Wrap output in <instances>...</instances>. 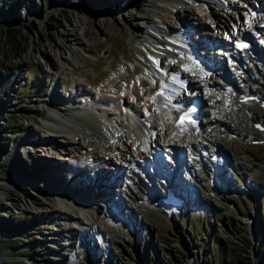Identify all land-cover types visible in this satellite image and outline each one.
<instances>
[{"label": "rangeland", "instance_id": "rangeland-1", "mask_svg": "<svg viewBox=\"0 0 264 264\" xmlns=\"http://www.w3.org/2000/svg\"><path fill=\"white\" fill-rule=\"evenodd\" d=\"M235 3L243 5V8L226 9V28L221 25L220 31L217 30L214 36L216 41L222 44L230 39L229 30L235 25L238 26L241 20L244 22L249 6L254 11L259 8L257 0H235ZM55 4L57 5L56 0H0V147L5 150L0 157V223L7 226V232L16 227L22 229L20 237L24 239L21 242L19 239L13 240L16 239L15 236L7 239L6 235L0 234L5 237V241L0 242V262L15 260L13 263L2 264H148L153 259L154 262L157 260L158 264H163L176 254V257L182 258L183 264H203L204 255H209L210 245L212 249L215 243L214 247H224L228 244L225 238L234 236L230 232L231 225L239 237L246 236L251 240L253 235H256L253 254L250 250L251 242L247 252L252 259V255L255 256V245L260 238V229L264 225V144L248 142L256 137L264 139V133L256 132L251 121L255 119L264 123V111L253 108L252 101L232 106L236 100L231 89L218 94L214 93L218 89H212L216 97L212 96L214 108H210L208 116L213 120L220 115L224 125H205V133L208 136L203 137L202 144L206 148L204 147L202 154L199 155L200 148L195 150L187 147H184L180 154L183 155V162L177 168L175 176L179 179L185 178L186 185L192 191L189 215L185 209L177 218L164 219L155 215L147 206L139 205L138 200L143 198L141 188L152 183V178L146 176L143 168L148 167L146 171L149 175L154 173L155 186L161 178L160 174L155 173L152 146L150 148L147 144L144 151L149 160L143 168L134 163L126 170L124 166L119 168L118 163H115L116 166L106 174L103 180L109 176L113 181L115 174L120 171L127 185L122 183L121 192L116 191L109 195L105 201L108 208H92L95 211L88 212L91 230L81 232L87 236L82 234L83 240L69 245L65 255L59 259V241L52 239V233H48L56 229L58 222L49 223V217L55 211L50 212L42 207V193L45 190L55 191L56 187L63 188L61 186L64 184L70 192L76 193L74 190H77L78 185L74 186L76 179L63 177L61 172L55 175L52 171V166L62 164L60 160L41 156L44 150L52 148V144L56 145L54 141L59 143L64 140L72 144L74 139H67V135L62 131L51 130L43 124H49L47 119L52 111H60L62 115L71 114L70 111L64 112L66 107L86 112L93 103V99L87 97L88 94L95 97L94 99H97V95L110 91L117 94L122 87L130 88L140 79L143 83L142 91L136 92L137 102L133 101L138 110L141 97L146 93L150 94L154 89V80L150 78L153 59L146 53L147 50L143 51L141 48L146 44L145 41L142 37L130 41L113 30V23L108 16L120 14L143 29L150 25L178 27V22L181 21L177 17L166 15L163 9L149 7L147 3H139L133 8L127 6L125 9H122L125 5L118 0H66L53 8ZM177 8L183 12L185 7L181 5ZM90 9L94 10V13ZM190 9L201 17L200 25L192 23L197 26L195 28L198 31L217 21L205 5L191 4ZM103 18H108L105 24L101 22ZM13 19H16V23H13ZM166 21L168 24L165 25L163 22ZM100 22L101 28H92L93 34L88 35L86 39L82 37V44L71 39L70 35L75 36L77 32L80 34L86 24L92 27ZM161 22L164 25H160ZM190 22L191 20H188L187 25L191 24ZM12 31L19 32V36L14 40L11 37ZM5 33H8V37L4 36ZM247 37L251 41L252 49H255L240 52L241 66L236 62L227 61L226 73L234 81L237 90L247 92L249 89L255 94L263 92L260 87H264V64L257 53L259 48H264V32H254ZM210 41L215 42L213 38ZM32 51L37 52L36 58L30 57ZM38 51L50 56L53 61L51 67L44 65ZM236 52L239 54V51ZM222 57L226 56L222 54ZM64 58H67L68 64H65ZM164 59L174 61V64L181 62L167 53L164 54ZM177 66L183 67L179 63ZM219 69L221 68L216 70L220 73ZM247 72L253 76L251 81H246ZM117 115L120 117L118 113L109 114L108 117L115 120ZM124 118L121 119L123 122L129 121L128 117ZM137 119L144 122V116H137ZM222 126L230 127V133L228 134ZM146 134L149 137L150 134ZM39 136L42 138L36 139L35 150L31 148L34 145L23 142ZM75 146L80 148L79 145ZM212 146L225 153V156L219 154V159L215 160L221 164L222 175L226 180L223 191H220L217 197L208 194L211 189L209 180L214 175L208 167V156L215 152ZM55 147V150L62 151L59 144ZM28 151L27 157L24 154ZM61 155L69 156L66 151ZM174 155L176 156L175 152L164 146L158 159L163 160L165 165H170ZM199 158L206 162L205 165L199 162ZM173 168L172 164L171 169ZM65 173L66 171H63V175H66ZM159 186L158 184L157 187ZM5 187L9 189H4ZM107 187L110 188V185ZM251 190L254 195L250 197ZM106 191L108 192V189ZM252 197L257 198V201ZM87 199L89 198H81L80 201L88 202ZM114 203L120 209L117 216L109 211ZM257 204L260 205L259 217L255 209ZM71 214L74 217L80 215L75 210ZM62 237L63 235L59 236L62 241L68 239ZM8 240L9 246L3 244ZM201 243L203 249L197 251V246ZM10 248L20 251L8 258V255H12Z\"/></svg>", "mask_w": 264, "mask_h": 264}, {"label": "bare ground", "instance_id": "bare-ground-1", "mask_svg": "<svg viewBox=\"0 0 264 264\" xmlns=\"http://www.w3.org/2000/svg\"><path fill=\"white\" fill-rule=\"evenodd\" d=\"M64 1L66 0H56V3L59 6L63 4ZM118 1L119 3H123L125 5L122 9H125V7L127 6L129 8L136 7L139 3H144V4L147 3L149 7H157L160 8L159 10L163 9L165 10L166 15L168 14L170 17L171 16L177 17V19L181 21L178 22L179 23L178 24L179 26L177 25L178 27L176 26L158 27L156 25H150L149 27L143 29L140 28L138 25H134L132 22H129L127 19H124L120 14L110 17L108 16V18L113 23L112 25V27L114 28L113 30L119 32L125 38L129 39L130 41H133L134 39H139L141 37L143 38L146 44L145 45L143 44L141 48L142 50L144 49L143 51L147 50L146 53L148 52L150 56H152L153 58V61L151 60L152 61L151 63H153L152 68L162 67V68L174 69V71L179 70L180 75L183 78H185V80H187L188 86L191 87L193 90H198L200 93H206L208 90H211L212 88L222 86L223 83H220L219 81L220 73L217 70L208 68L206 65H204L205 67L202 65H198L197 68L201 69V71H198L194 69L191 64L188 65L185 59L187 51L181 48V47L186 48V46L183 43V41L178 39V36H180L179 34L180 32H182L181 37H185L187 35L186 37L190 38L188 32L191 29L188 28L186 23L188 20H191L190 23H195L196 25H200L202 22V20L200 19L201 17L197 13H194L192 9H190L191 4L205 5L208 8L209 13H211L217 18V21H215L214 24L211 25L209 24V26L207 27L205 26L203 30L198 31L199 32V35H197L198 41H200L201 43H202V38L200 37L202 36H204L203 38H205L204 41L206 40L207 42H211L210 40L212 38L214 39V41H216L217 38H214V36L217 30L220 31L219 27L223 25L222 27L226 28L225 25L226 19L224 20V16L226 17L227 12H225V10L232 8L241 9L243 8L241 7L243 5L236 4L235 0H118ZM162 1H166V3H162ZM257 2L259 5L258 11H254V9H252V7L249 6L247 14H245V12L244 13L242 12V14H245V20L244 22L241 20L238 26L235 25V27L232 30H229L228 32L229 38L232 35L236 36L238 34H241L242 36H249V34L254 32H258V31L264 32V2L262 1L260 2L259 0H257ZM57 5L56 4L53 5V8H56ZM181 5L185 7L183 12H181V10L177 8V6H181ZM90 11L94 13L93 12L94 10L90 9ZM108 18L107 19L103 18L101 22L105 24V22L108 21ZM101 22L95 24L92 27L86 24V27L82 29V32L80 34H78L77 32L75 36L70 35L71 39L73 38L72 40L76 41V43L78 41L81 42L82 37L86 39L88 35L93 34L92 28H94L95 30L99 29V27L101 28L100 26ZM163 23L168 24L167 21ZM163 23L161 22L160 25H164ZM172 32L175 34V36L171 35ZM195 35L196 33L193 34L191 37H195ZM222 45L226 47L227 51H229V55L227 51H223V56L225 55L226 57L220 60L218 58V55L216 57V53L218 51V48H216L214 49L213 52V54H215L214 56L216 60H218L220 64L223 61L224 62L229 61V62H236L241 66L242 60L240 59V54H238V52L233 50V46H229V43L227 41H224ZM174 50H176L177 52H175ZM257 51H258L257 53L261 56V59L263 60L262 62L264 64V48H259ZM158 52L170 54L174 59H178V60L180 59L181 62H184L188 67L193 68L192 71L194 72V74L192 72L191 73L189 72V70L191 69L181 68L176 64H174V61L169 62L166 59H164V57L163 59L160 57V59L157 60L160 54ZM36 54L37 52L32 51L30 57L36 58L37 56ZM38 54L40 56L39 58L41 59V61H43L45 66L51 67L53 65V61L50 59V56H48L47 53L43 51H38ZM63 61L65 62V64L66 63L68 64L67 58H64ZM221 67L224 68V65H221ZM226 68L227 67L225 65V69ZM222 72H223L222 78L224 77V79H226L228 83L232 84L231 83L232 79L230 78L228 73H226L225 71ZM252 78H253L252 74L249 73L248 77H246V81H251ZM154 79L156 81L154 85V91H156L161 87L160 85L163 84V81H161L158 77H155ZM142 85L143 83L141 82V80L137 79L134 85H132L130 88L122 87L120 89V92L117 94L114 93L112 94L110 91L102 95H97V99L92 98L93 99V103L91 104L92 106H89L90 109L89 110L87 109L88 111L86 110V112L75 111V109L72 107H66V110L64 111V112L70 111L71 114L69 115L67 114L62 115L61 114L62 112L60 111L50 112V116L47 119L49 124L46 125L51 127L52 130L62 131L65 135H67V139L70 137L75 140V142L74 140L72 141L73 142L72 144L68 142H64V140L59 143L54 141L53 143H56V145L52 144L50 146L56 148L55 146L59 144L62 150L66 151L69 155L67 157L64 156L61 157L65 161L68 159L67 164L70 165V169H68L67 167L59 168L57 169L58 172L56 174L61 172L62 173L61 176L63 177L68 176L72 180L75 176H77L76 174L87 173L86 176L90 177V179H85L80 182H75L74 186L76 187V185L78 184L77 187L78 191L76 190V193H74L67 190L68 192H70L67 194V197H65V195H63L62 193H58L54 190L53 191L45 190V192L42 193L43 195L41 194L43 198L42 207L49 209L50 212L55 211L54 214L52 213V215H50L49 223L54 222L55 218L58 219L56 220L58 222V225L55 226L56 229H53L52 232L48 231V233L49 232L50 234L52 233L51 236L52 239H54L55 241L56 240L59 241V247L57 246L61 250V253L59 254V259L60 257L65 255L64 252L69 247L67 245V242L69 240L73 241L74 244L77 242L76 240H74L77 239L76 235L78 237L79 236L83 237L82 234L84 233L81 232H88L89 230H91L92 224L90 223V220L87 217L88 212H90L91 210L95 211L94 209L96 210L101 209L102 207L108 208L107 203L105 201H107L109 195L115 193L116 191L121 192L120 186L122 183H124V181H123V175H121L120 171L119 172L116 171L118 173L115 174L116 177L113 181L110 180L108 176V179L111 181V184L108 182L107 178L103 180L106 174H108V172L112 170L113 166L114 165L116 166L115 163H118L117 167L119 168L121 166H124L125 169L126 168L128 169L130 164L133 165L134 163L140 164L142 166L141 168H143L145 166V162H148V158H147L148 156L145 153L146 151H144L145 146L148 145H150V148L152 146L151 150L155 151L158 154L159 152H161L162 147L166 146L169 149H171L173 152H175L176 156H180V154L185 149L184 147H187V149L193 148L195 150L200 148L201 150V152H199L200 155L202 154L205 147L204 144H202L204 140L203 137L208 136L206 135L207 133H205L206 130L205 125H207V127L208 125L213 127L217 123H220V125H222L221 123H223L222 121L223 119L221 118L220 115L214 117L213 120L210 119L209 116L208 117L205 116L202 120V124H201L202 127L201 125L197 127L195 124H193V125H189L187 129L183 128L181 134L177 133V130L171 127V121L173 119L172 113H174L175 108L170 103L169 104L167 103L166 108L162 107V104L166 103L165 92L163 93V95L151 94L152 92H150V94L146 93L145 96L141 97L142 99L138 101V103L140 104L139 105L140 108L137 110V108L133 104V101L135 100L137 102V99L135 97L137 94L136 92L138 90H141ZM157 85L159 86L157 87ZM205 88H207V91L205 90ZM262 90H264V87L262 88ZM124 95L128 98H125ZM101 101L106 103L105 104L101 103ZM204 102H205L204 106L214 108V105L212 104L211 94H209V96L204 99ZM123 106H125V108L128 109L127 112H126L127 109H122ZM106 111L107 112L109 111V113H107ZM113 113L114 115L118 113L120 117L117 115V118L116 119L114 118L115 120H112V118H109L108 115ZM137 116L139 117L144 116V122L139 121L140 119H137ZM122 117L123 118L128 117L129 121H127L126 123L123 122L121 120ZM118 123L122 124V127H119L117 125ZM57 126H61V127L58 128ZM223 128H225L226 129L225 131H227L228 133L230 132V127L227 128L223 127ZM146 133L150 134L149 137ZM64 137L66 139V136ZM39 138L42 137L39 136L31 140H26V141L23 140V142L30 144L34 140ZM49 143H52V141L51 142L49 141ZM74 144L77 146L79 145L80 148L76 147ZM44 153H46L47 155L49 153V150L48 149L44 150ZM61 157L57 156L58 159H60ZM220 166L218 168L219 170L214 169L215 172L214 174H218L224 179V186H225L226 180L222 175ZM57 167L58 166H56V168ZM63 171H66L65 173L66 175H63ZM71 173L74 174L71 175ZM92 174L95 176L94 179L91 177ZM110 176H112L111 178H113V174H111ZM107 183H109L110 188H112V190H108V192L105 190L108 189ZM124 184L127 185V183ZM174 184L177 186V189L185 192L184 194H192L191 193L192 191L188 188L186 183L177 180V182ZM222 186L223 184L220 185V189L222 188ZM163 187L165 188V186ZM212 189H217L215 184L212 186ZM151 191L153 192L154 190ZM89 192L91 194H89ZM89 195L91 196L89 197ZM81 198H89V199H87L88 202L83 200L85 202L84 203L80 201ZM97 205L100 206L97 207ZM75 209L80 213L79 217H74L71 214V212H73ZM119 210L120 209L117 208V204H116L114 206V209L111 211V214L118 215L120 214L118 213ZM120 212L122 213V211ZM59 220L62 221L64 220V222H60ZM71 221L72 223H70ZM78 222L79 224H77ZM74 224H76L78 227H75ZM61 235H63L62 237L63 239L68 237V239L66 238L67 241L66 240L62 241V239L59 238V236L61 237ZM84 235L87 236L86 233ZM5 237L0 236V240ZM80 239L83 240L82 238ZM70 245H72V243H70Z\"/></svg>", "mask_w": 264, "mask_h": 264}, {"label": "trees", "instance_id": "trees-1", "mask_svg": "<svg viewBox=\"0 0 264 264\" xmlns=\"http://www.w3.org/2000/svg\"><path fill=\"white\" fill-rule=\"evenodd\" d=\"M13 23H16V19L12 20ZM12 23V24H13ZM4 36L8 37V33H5ZM19 36V32L12 31V39L14 40ZM18 56V55H17ZM2 77L0 76V81ZM5 150L0 147V157L4 154ZM262 213H263V219H264V204H262ZM230 232L234 236L226 237L225 242L226 246H220L218 248V245L216 243L212 246L210 245V252L209 255L206 256V254L203 257V264H252L251 259L248 256V248L250 247V240L244 237H239L238 233L234 230V227L231 225ZM233 238H236L238 240L237 242L234 241ZM238 238V239H237ZM203 249V243L197 246V251H201ZM180 252V249H178ZM218 251V253H217ZM255 254V263L256 264H264V225L260 229V238L257 241V244L255 245L254 249ZM160 257V255L158 254ZM182 258L176 257V254L174 257H171L169 261L163 262V264H183L181 261ZM13 261H5L3 263H12ZM159 261H153L150 260L148 264H158ZM2 264V263H1Z\"/></svg>", "mask_w": 264, "mask_h": 264}, {"label": "water", "instance_id": "water-1", "mask_svg": "<svg viewBox=\"0 0 264 264\" xmlns=\"http://www.w3.org/2000/svg\"><path fill=\"white\" fill-rule=\"evenodd\" d=\"M252 199H253V197H252ZM255 201H257V198H255ZM259 208H260V205L257 204L255 209H256V215H257L258 217H259ZM255 228H256V225H255ZM256 240H257V239H256V235H253L252 239L250 240V242H251V247H252V249L250 248V250H251L252 254H253V245L255 244ZM251 263H252V264H256V263H255V256H254V255H252ZM191 264H195V263L191 262Z\"/></svg>", "mask_w": 264, "mask_h": 264}]
</instances>
